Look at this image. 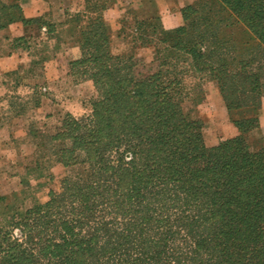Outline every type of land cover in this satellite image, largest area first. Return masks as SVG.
I'll list each match as a JSON object with an SVG mask.
<instances>
[{
	"label": "rangeland",
	"instance_id": "obj_1",
	"mask_svg": "<svg viewBox=\"0 0 264 264\" xmlns=\"http://www.w3.org/2000/svg\"><path fill=\"white\" fill-rule=\"evenodd\" d=\"M69 1L65 10L41 23L40 35L7 38L0 48V261L208 264L207 235L195 236L193 228L177 231L181 209L172 205L178 202L163 204L157 212L153 206L155 222L144 223L151 210L139 205L137 198L145 193L128 187L150 180L142 175L144 159L134 163L129 152L111 146L107 131H96L102 118L94 120L101 108L95 109L102 93L80 72L77 16L84 3L93 0ZM196 1L181 5L178 0H106L111 5L101 18L110 37V54L131 58L135 72L156 69L152 44L138 46L141 37L151 39L150 27L141 33L134 21H157L164 31H171L184 24L181 10ZM201 7L189 20V28L212 21L211 26L199 27L210 54L205 62L222 63L231 72L230 113L233 119L246 121L245 130L254 124V114L243 105H254L256 99L244 90L259 86L256 124L243 133L248 148L255 151L264 138V43L237 23L229 9L221 11L215 3ZM18 14L14 2L0 0V30ZM229 15L233 17L227 21ZM177 64L180 67L181 61ZM193 74L185 75L188 88L182 112L200 123L204 145L213 148L233 138L237 130L210 71ZM156 206L160 209L161 202ZM140 227L142 239L136 231ZM161 235L166 244L153 262L151 250H142L153 247L152 240Z\"/></svg>",
	"mask_w": 264,
	"mask_h": 264
},
{
	"label": "trees",
	"instance_id": "obj_2",
	"mask_svg": "<svg viewBox=\"0 0 264 264\" xmlns=\"http://www.w3.org/2000/svg\"><path fill=\"white\" fill-rule=\"evenodd\" d=\"M212 3L221 11L229 9L237 23L264 43V0H198L181 10L184 24L171 31H164L157 21H134L141 33L150 27L151 39L141 37L138 46L152 44V63L156 64V69L149 72H135L131 58L110 54V37L106 35L101 13L111 4L93 0L91 4L85 2L77 16V42L82 49L79 67L102 93L95 109L97 112L101 108L94 120L102 118L96 131H107L112 136L111 146L129 152L134 163L144 159L142 175L150 180L128 185L136 191L143 189L140 191L145 194L137 198L139 205L149 210L155 206L157 212L163 204L178 202L172 205L181 209L177 231L193 228L195 236L207 235L204 243L209 247L208 264H264V138L260 147L251 151L243 137L256 124L260 91L258 84L244 90L256 99L254 105H243L254 114V124L245 130L246 121L233 119L230 113L227 92L231 72L222 63L211 66L205 62L210 54L205 50L199 27L211 26L212 21L207 19L199 27L196 24L195 29L189 28V20L203 9L201 5L210 7ZM11 22L14 20L7 24ZM134 40L139 38H131ZM200 71H210L229 120L237 130L233 138L213 148L204 145L200 123L190 120L181 108L188 88L185 75ZM158 202L162 204L160 209ZM155 212L151 210L146 225L155 222ZM142 229L136 230L137 235L141 234L139 239L143 238ZM214 235L215 238L209 237ZM223 239L226 241L222 242ZM156 240L151 243L160 249L158 252L141 244L147 247L142 252L151 250L153 262L162 256L166 244L163 235Z\"/></svg>",
	"mask_w": 264,
	"mask_h": 264
},
{
	"label": "crops",
	"instance_id": "obj_3",
	"mask_svg": "<svg viewBox=\"0 0 264 264\" xmlns=\"http://www.w3.org/2000/svg\"><path fill=\"white\" fill-rule=\"evenodd\" d=\"M14 2V7L18 11V16L7 25V28L0 30V48L2 43L20 38L34 39L40 35L41 23L50 20V16L59 10H65L69 6V0H6ZM195 0H178L181 5L189 4ZM179 4V3H178ZM166 9H170L165 7ZM175 14V13H173ZM172 14V15H173ZM175 19V17H174ZM44 29V28H42ZM4 46V45H3ZM3 56H0L2 60Z\"/></svg>",
	"mask_w": 264,
	"mask_h": 264
}]
</instances>
